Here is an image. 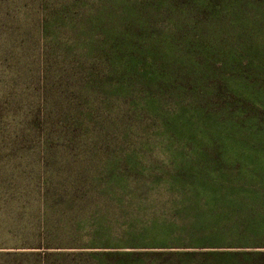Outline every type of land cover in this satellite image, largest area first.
Instances as JSON below:
<instances>
[{
  "label": "trees",
  "instance_id": "trees-1",
  "mask_svg": "<svg viewBox=\"0 0 264 264\" xmlns=\"http://www.w3.org/2000/svg\"><path fill=\"white\" fill-rule=\"evenodd\" d=\"M152 2L0 0V187H18L2 198L19 201L11 205L17 229L0 236L2 264L264 260V251L224 236V219L201 222L186 194L172 223L155 212L148 219V191L132 188L197 185L185 177L197 179L195 156L178 163L175 144L187 143L156 105L174 102L168 117L178 109L211 116L200 108L211 95L184 91L177 79L165 88L170 79L147 38ZM156 228L170 233L159 239Z\"/></svg>",
  "mask_w": 264,
  "mask_h": 264
},
{
  "label": "rangeland",
  "instance_id": "rangeland-1",
  "mask_svg": "<svg viewBox=\"0 0 264 264\" xmlns=\"http://www.w3.org/2000/svg\"><path fill=\"white\" fill-rule=\"evenodd\" d=\"M152 1L158 6L149 17L147 38L154 36V46L149 47L155 49L164 77L170 79L165 88L171 89L177 79L184 91L211 95V102L200 107L211 116L205 119L201 110L193 116L184 115L178 109L176 119L167 116L176 111L174 102H167L164 108L156 105L154 110L161 111L187 143L175 144L183 150L178 163H187L189 154L195 156L189 172L197 173V179L185 177L189 184L197 185L132 188L148 191L149 198L143 201L149 209L148 219L155 212L160 220L174 218L172 223H179L175 207L186 194L185 202L191 201L203 212L201 222L202 217L224 219L219 226L225 237L249 243L247 251H264L256 248L264 243V0ZM163 150L167 151L164 145ZM159 151L157 158L168 160L166 153ZM16 188L0 187L1 237L7 234L4 227L18 226L11 205L19 201L2 198L5 191ZM5 203L10 208L3 209ZM194 218L198 226L202 224L197 214ZM156 229L159 239L170 233ZM256 257L245 259L255 264L264 261ZM234 261L246 264L237 257L220 264Z\"/></svg>",
  "mask_w": 264,
  "mask_h": 264
}]
</instances>
